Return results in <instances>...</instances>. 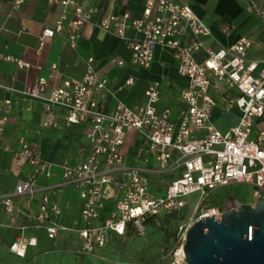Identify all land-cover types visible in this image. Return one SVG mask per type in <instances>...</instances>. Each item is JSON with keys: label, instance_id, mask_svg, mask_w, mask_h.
<instances>
[{"label": "built area", "instance_id": "1", "mask_svg": "<svg viewBox=\"0 0 264 264\" xmlns=\"http://www.w3.org/2000/svg\"><path fill=\"white\" fill-rule=\"evenodd\" d=\"M25 1L14 0L13 7L19 8ZM46 1L73 7L67 37L71 47L77 46L83 27L94 23L124 40L130 63L141 68L151 67L158 47L172 49L178 61V73L186 79L181 90L183 106L176 116L169 107L159 108V82L147 86L143 105L131 107L118 101L111 110H104L97 96L103 93L107 80L96 71L93 57L88 59L80 79H66L48 91L49 77L43 76L26 90L29 97L43 102L45 127L59 126L57 108L62 110L67 125H89L87 159L76 165L66 162L63 165V184L75 186L80 197L79 254H95L113 235L124 236L129 231L144 233L147 222H157L164 214L183 210L192 193L202 194L198 209L219 186L246 183L264 189V130L252 137L256 120L264 118V66L258 69V62L248 60L251 38L242 36L228 47H206L200 38L208 35L210 28L193 8L192 0H145L144 15L140 18L132 17L129 12L107 13L96 6H84L79 0ZM244 1L247 10L258 14L264 24V0ZM65 18L63 15L54 25L44 28L39 50L44 48L47 38L62 32ZM0 60L14 62L20 68L31 67L30 62L4 52H0ZM115 61L126 64L122 59ZM126 83L133 84L134 78ZM211 88L221 90L226 103H235L241 109L239 123L226 132L211 123L217 103L210 94ZM5 103L11 107L12 100ZM7 121L8 116L0 106V148ZM132 130L139 134V152L153 156L161 170L180 171L163 195L151 192L149 180L139 167L125 163L122 147ZM200 130H207L206 136L194 135ZM20 143L22 147L13 152V158L18 167L28 164L30 172L18 181L15 194H34L38 178L49 175L52 164L31 143L24 139ZM111 187L120 196L109 215L102 219ZM253 191L256 197L259 191ZM0 205L9 216L5 226L17 225L20 230L9 250L23 257L29 246L37 245L38 239L24 235L29 225L19 223L24 213L16 207L13 195L0 193ZM210 211L217 216L222 213L218 206L211 207L199 218ZM61 212L58 205H48L44 197L34 217L35 228L43 229L51 239L57 237L68 229L57 219ZM194 222L186 225L178 246L185 243Z\"/></svg>", "mask_w": 264, "mask_h": 264}, {"label": "crops", "instance_id": "2", "mask_svg": "<svg viewBox=\"0 0 264 264\" xmlns=\"http://www.w3.org/2000/svg\"><path fill=\"white\" fill-rule=\"evenodd\" d=\"M79 1L84 6H96L107 13L129 12L134 18L144 15L145 0ZM14 3V0H0V52L28 61L31 67L20 68L14 62L0 60V106L8 116L2 137L3 147L0 148V193L13 195L16 207L24 213L19 223L29 225L24 235L36 236L38 243L29 246L23 257L12 253L9 246L20 230L17 225L5 226L9 216L0 205V264H94L91 259L102 258L104 253L101 248L95 254H79L82 248L77 231L80 197L75 186L63 184L65 162L76 165L88 157L89 125H67L62 110L57 108L59 126L45 127L43 102L29 97L25 92L43 76L49 77L48 91L66 79L82 78L88 59L93 57L96 71L107 80L103 93L97 96L104 110H111L118 101L131 107L143 105L147 86L159 82V108L169 107L176 116L183 106L181 90L186 79L179 75L178 61L170 48L158 47L151 67L141 68L130 63V52L124 40L94 23L83 27L77 46L71 47L67 37L73 7L52 5L46 0H27L19 8H14ZM191 4L210 28V33L200 38L206 47H228L242 36H248L253 41L248 50V60L258 62V69L264 66V24L258 14L247 10L244 0H192ZM63 15L66 18L62 32L47 38L44 48L39 50L44 28L54 25ZM198 56L201 57V54ZM119 59L125 60L126 64H118L115 60ZM54 64L56 68L52 67ZM131 77L134 83L129 85L126 82ZM210 94L217 102L212 110L211 123L226 132L239 123L241 109L235 103H226L219 89L211 88ZM7 99L12 100L11 107H7ZM260 130H264V118L256 120L252 137ZM206 134L207 130L194 132L199 137ZM21 139L31 143L52 164L50 174L38 178L34 194H15L18 181L26 178L30 172L28 164L18 167L13 158V152L22 147ZM139 148V134L135 130L129 131L122 147L126 165L141 169L154 195L165 194L168 184L180 175V171L161 170L155 158L139 152ZM213 195L217 196L215 190ZM119 196L120 193L111 187L102 219L115 207ZM44 197H47L48 205L61 208L57 219L68 227L53 239L33 224ZM115 237L123 236L113 235L111 240Z\"/></svg>", "mask_w": 264, "mask_h": 264}, {"label": "water", "instance_id": "3", "mask_svg": "<svg viewBox=\"0 0 264 264\" xmlns=\"http://www.w3.org/2000/svg\"><path fill=\"white\" fill-rule=\"evenodd\" d=\"M254 203L236 202L189 228L182 264H264V189Z\"/></svg>", "mask_w": 264, "mask_h": 264}, {"label": "rangeland", "instance_id": "4", "mask_svg": "<svg viewBox=\"0 0 264 264\" xmlns=\"http://www.w3.org/2000/svg\"><path fill=\"white\" fill-rule=\"evenodd\" d=\"M215 193L217 196H211L198 209L201 192L190 194L188 205L183 210L164 214L155 222L157 224L146 226L142 234L130 233L113 238L102 248L104 256L94 257L91 261L94 264H182L183 259L177 252L176 256L174 254L181 247L178 246L179 236L186 225L196 221L208 208L216 207L212 200L217 199L222 212L237 201L254 203L256 199L252 186L246 183L219 186Z\"/></svg>", "mask_w": 264, "mask_h": 264}, {"label": "bare ground", "instance_id": "5", "mask_svg": "<svg viewBox=\"0 0 264 264\" xmlns=\"http://www.w3.org/2000/svg\"><path fill=\"white\" fill-rule=\"evenodd\" d=\"M207 215H215V213L213 211H210ZM177 254L179 257H181V259L184 260V244L181 245V247L177 251Z\"/></svg>", "mask_w": 264, "mask_h": 264}, {"label": "trees", "instance_id": "6", "mask_svg": "<svg viewBox=\"0 0 264 264\" xmlns=\"http://www.w3.org/2000/svg\"><path fill=\"white\" fill-rule=\"evenodd\" d=\"M212 201H214L215 206H218V203H217V199H216V198H215L214 200H212ZM157 222H158V221H157ZM155 224H157V223H155V222H147V226L155 225ZM130 233H134V232L129 231L126 235H128V234H130Z\"/></svg>", "mask_w": 264, "mask_h": 264}, {"label": "flooded vegetation", "instance_id": "7", "mask_svg": "<svg viewBox=\"0 0 264 264\" xmlns=\"http://www.w3.org/2000/svg\"><path fill=\"white\" fill-rule=\"evenodd\" d=\"M235 206V205H234Z\"/></svg>", "mask_w": 264, "mask_h": 264}]
</instances>
